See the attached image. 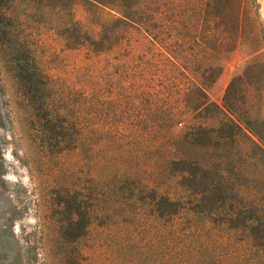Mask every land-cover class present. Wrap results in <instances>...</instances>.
Masks as SVG:
<instances>
[{"label": "rangeland", "instance_id": "rangeland-1", "mask_svg": "<svg viewBox=\"0 0 264 264\" xmlns=\"http://www.w3.org/2000/svg\"><path fill=\"white\" fill-rule=\"evenodd\" d=\"M106 1H0V264H264L239 232L183 247L148 191L176 190L163 159L185 128L156 121L196 100L183 87L222 106L232 84L234 119L264 137V0H201L181 51ZM185 3L164 0L171 27ZM226 153L264 203V152Z\"/></svg>", "mask_w": 264, "mask_h": 264}, {"label": "trees", "instance_id": "trees-1", "mask_svg": "<svg viewBox=\"0 0 264 264\" xmlns=\"http://www.w3.org/2000/svg\"><path fill=\"white\" fill-rule=\"evenodd\" d=\"M86 1L108 7L106 0ZM113 2L118 3V10H113L118 12L122 20L140 25L162 46L165 47L168 42L166 35L175 36L177 51L184 49L187 43L183 31H194L195 9L203 3L201 0H186L181 12L180 5L176 4V19L172 21L174 25L171 27L166 18L168 9L165 8L164 0ZM156 5L158 8L154 9ZM225 33L221 28L217 31L220 36ZM208 74L207 70H203L200 75L205 79ZM231 87L232 84L222 106L210 101L206 83L183 87L182 91L186 95L195 91L196 100L183 104L185 106L181 115L172 114L156 121L170 127L182 124L185 128L180 138L170 141V146L166 148L169 155L163 159V163L173 170L170 176L172 181H176V190L167 192L162 187L154 186L149 187L148 191L157 214L169 218L174 225V233L184 239L183 247L199 250L209 246V240L225 244L239 232L253 247L264 252V203L253 190L241 189L240 176L251 175L245 171H235L236 159L226 153L244 144H253L264 152V137L258 133L251 135L234 119L233 108L229 103ZM162 98L157 96L155 99L154 106L157 109ZM186 216L190 224L186 228L179 227V219ZM180 261L183 264L196 263L184 254Z\"/></svg>", "mask_w": 264, "mask_h": 264}]
</instances>
